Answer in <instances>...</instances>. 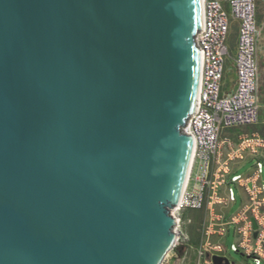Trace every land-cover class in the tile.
Instances as JSON below:
<instances>
[{
  "label": "water",
  "instance_id": "water-1",
  "mask_svg": "<svg viewBox=\"0 0 264 264\" xmlns=\"http://www.w3.org/2000/svg\"><path fill=\"white\" fill-rule=\"evenodd\" d=\"M203 30L204 0H0V264L163 263Z\"/></svg>",
  "mask_w": 264,
  "mask_h": 264
},
{
  "label": "built area",
  "instance_id": "built-area-1",
  "mask_svg": "<svg viewBox=\"0 0 264 264\" xmlns=\"http://www.w3.org/2000/svg\"><path fill=\"white\" fill-rule=\"evenodd\" d=\"M237 26V47L232 89L225 85L229 37ZM262 27L256 0H204V30L196 36L206 76H201L199 111L190 130L196 141L193 164L181 203L171 216L176 220V244L162 264H214L215 256L228 259L225 240L235 227L231 250L246 261L264 264V138L258 133L229 132L252 127L260 121L261 67L258 56ZM255 161L247 176L237 174L243 165ZM231 184L243 193L240 210L229 218L237 202ZM190 212L201 213L197 240L187 231L193 222ZM248 264V263H245Z\"/></svg>",
  "mask_w": 264,
  "mask_h": 264
},
{
  "label": "rangeland",
  "instance_id": "rangeland-1",
  "mask_svg": "<svg viewBox=\"0 0 264 264\" xmlns=\"http://www.w3.org/2000/svg\"><path fill=\"white\" fill-rule=\"evenodd\" d=\"M258 4V19L260 22H264V0H256ZM236 24L233 27V31L230 35V53L227 58L226 62V81L225 85L232 89L235 85L236 75L233 66L236 45H237V32H236ZM237 132L240 133H258L264 138V68H261V110H260V121L257 125L252 127H246L243 129H237ZM255 165V161H251L246 163L238 170L237 174H241L242 176H247L251 173L253 167ZM262 182L264 183V173L262 176ZM234 193L236 195L237 202L231 207L229 211V218L235 215L241 207L243 193L241 189L236 184H231ZM193 222L189 224L188 228L193 237V240H197V225L202 216L201 213L194 212L192 213ZM236 241L235 238V227H230V232L226 237L225 244H226V251L225 254L229 257L233 262L236 264H243L245 262L244 257L240 253H235L231 250V245L234 244ZM188 264H195L194 259L190 261ZM248 264H253L251 259L248 260Z\"/></svg>",
  "mask_w": 264,
  "mask_h": 264
},
{
  "label": "crops",
  "instance_id": "crops-1",
  "mask_svg": "<svg viewBox=\"0 0 264 264\" xmlns=\"http://www.w3.org/2000/svg\"><path fill=\"white\" fill-rule=\"evenodd\" d=\"M258 22H259V24L261 25V27H262V29H263V31H262V36H261V38H260V40H259L258 56H259V61H260V67H261V68H264V22H260L259 19H258ZM234 25H235V24H233V26H232L231 32L233 31V27H234ZM236 29H237V26H236ZM236 32H237V30H236ZM230 35H231V33H230ZM228 45H229V50H230V37H229ZM236 47H237V45H236ZM235 53H236V51H235ZM238 134H239V133L237 132V130H232V131L229 132V135H230L234 140L237 138V135H238ZM192 213H194V212H190V213L188 214V216L192 217V216H193ZM187 231H188L189 234L191 235V233H190V231H189V228H187ZM191 236H192V235H191ZM245 263H248V261L245 260V262H244L243 264H245Z\"/></svg>",
  "mask_w": 264,
  "mask_h": 264
},
{
  "label": "bare ground",
  "instance_id": "bare-ground-1",
  "mask_svg": "<svg viewBox=\"0 0 264 264\" xmlns=\"http://www.w3.org/2000/svg\"><path fill=\"white\" fill-rule=\"evenodd\" d=\"M206 72H208V62H202V76H206ZM201 88H203V81H201Z\"/></svg>",
  "mask_w": 264,
  "mask_h": 264
}]
</instances>
